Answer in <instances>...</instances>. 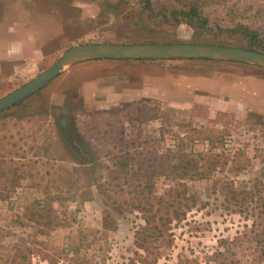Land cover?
Returning a JSON list of instances; mask_svg holds the SVG:
<instances>
[{
  "label": "rangeland",
  "instance_id": "obj_1",
  "mask_svg": "<svg viewBox=\"0 0 264 264\" xmlns=\"http://www.w3.org/2000/svg\"><path fill=\"white\" fill-rule=\"evenodd\" d=\"M202 12L206 34L137 0H0V24L29 46L1 66L0 98L75 45L247 48L224 31L237 24L264 37V0ZM0 150V264H264L263 67L75 63L0 113Z\"/></svg>",
  "mask_w": 264,
  "mask_h": 264
},
{
  "label": "water",
  "instance_id": "obj_2",
  "mask_svg": "<svg viewBox=\"0 0 264 264\" xmlns=\"http://www.w3.org/2000/svg\"><path fill=\"white\" fill-rule=\"evenodd\" d=\"M207 59L254 64L264 68V53L242 47L212 44H82L71 46L50 67L32 80L0 98V113L35 94L66 67L90 60Z\"/></svg>",
  "mask_w": 264,
  "mask_h": 264
},
{
  "label": "trees",
  "instance_id": "obj_3",
  "mask_svg": "<svg viewBox=\"0 0 264 264\" xmlns=\"http://www.w3.org/2000/svg\"><path fill=\"white\" fill-rule=\"evenodd\" d=\"M174 2L176 5H164L159 8L154 7L152 0H137L143 13H148L153 18H159L160 22L168 28H175L181 24L189 26L200 34H206L210 29L208 18L203 14V6L212 0H164ZM224 31L234 34L238 33L242 41L247 44L248 49L257 50L264 53V37L248 26L237 24L232 28H225ZM204 61H212L202 59ZM24 101V100H23ZM22 103L19 102L17 104ZM16 104V105H17Z\"/></svg>",
  "mask_w": 264,
  "mask_h": 264
},
{
  "label": "crops",
  "instance_id": "obj_4",
  "mask_svg": "<svg viewBox=\"0 0 264 264\" xmlns=\"http://www.w3.org/2000/svg\"><path fill=\"white\" fill-rule=\"evenodd\" d=\"M0 73L2 72V65L8 64L11 65L14 62H17L19 60H23L24 55H28V38L27 36H23V33L21 32L20 35L13 37L12 34H8V29L6 27V24H0ZM26 49L25 51L23 49ZM27 51V53H25ZM12 76V72L9 73L8 77ZM40 91V90H39ZM37 93V92H36ZM52 116L51 114H49ZM36 117H39V114L36 115ZM59 120L61 121V118L59 117ZM75 151H77L76 147H73ZM38 149V148H36ZM11 152L12 150L9 148L5 149V152ZM38 151V150H36ZM2 152V150H0ZM37 154V152H36ZM36 158H39L38 155H36ZM25 175H22V177ZM22 179V178H21Z\"/></svg>",
  "mask_w": 264,
  "mask_h": 264
}]
</instances>
